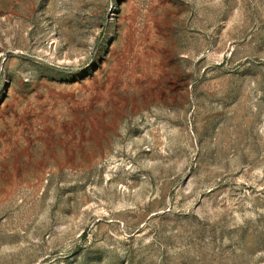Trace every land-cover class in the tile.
Segmentation results:
<instances>
[{"label":"rangeland","instance_id":"obj_1","mask_svg":"<svg viewBox=\"0 0 264 264\" xmlns=\"http://www.w3.org/2000/svg\"><path fill=\"white\" fill-rule=\"evenodd\" d=\"M0 264H264V0H0Z\"/></svg>","mask_w":264,"mask_h":264}]
</instances>
